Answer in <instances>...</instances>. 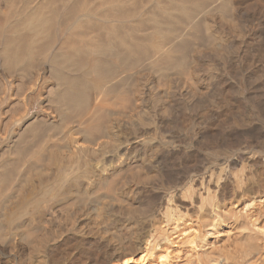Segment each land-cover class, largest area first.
Returning a JSON list of instances; mask_svg holds the SVG:
<instances>
[{
    "label": "bare ground",
    "instance_id": "bare-ground-1",
    "mask_svg": "<svg viewBox=\"0 0 264 264\" xmlns=\"http://www.w3.org/2000/svg\"><path fill=\"white\" fill-rule=\"evenodd\" d=\"M57 2L0 0L1 65L40 56L0 72V185L12 165L18 175L0 209L11 237L0 236V264H56L96 240L105 264H264V0H129L127 12L86 9L96 24L76 17L42 45ZM125 76L130 106L114 92ZM83 83L95 89L83 120L43 142L33 123L19 128L28 92L53 124ZM102 111L107 129L90 138Z\"/></svg>",
    "mask_w": 264,
    "mask_h": 264
},
{
    "label": "rangeland",
    "instance_id": "rangeland-1",
    "mask_svg": "<svg viewBox=\"0 0 264 264\" xmlns=\"http://www.w3.org/2000/svg\"><path fill=\"white\" fill-rule=\"evenodd\" d=\"M60 0H58V2H57V4H59L60 3V5H63V7H60V5L58 6L59 7V13H58V17H56V19H55V21H54V23H53V25H52V31H50V34H49V36L46 38L45 37V39L43 40V44L42 45H47V43H46V41L48 42V44L49 43H54L55 41H59V39L60 38H62V32L60 33V31H62V30H65V28L66 27H69L70 25L72 26V25H74L73 23L74 22H77L76 21V17H78V18H81L80 20L83 22V23H85L84 25L85 26H88V25H91V23H93V24H96L97 23V19L96 18H98V17H92L93 15H88V16H83V14L87 11V10H90V9H92V11H93V9H95V8H98L99 9V11H101L102 10V12H113L114 10H117V12L119 13V10H120V12H121V7H123L122 8V10L123 11H125V9L127 8V10H126V12L127 11H129V10H131V9H129V8H131V4H130V2H129V0H122V2H121V0H119L118 2H116L115 3V5L114 6H112V5H108L107 3H104V4H102V0H88V1H86V0H62V2H59ZM70 2L69 3V6H68V4L66 5L65 3H67V2ZM205 1V0H204ZM61 3H64V4H61ZM82 3V4H81ZM85 3H86V6L87 7H89V8H87L86 6L84 7V5H85ZM97 3V4H96ZM127 3V4H126ZM88 4V5H87ZM82 5V6H81ZM95 5V7L93 8V6ZM97 5H100V7H98ZM129 5V6H128ZM201 5V4H200ZM226 5V6H225ZM120 6V7H119ZM229 6V4H223L222 5V10L223 11H225L226 13H228V12H230L231 11V7H229L228 9L230 10H228L227 9V7ZM102 7V8H101ZM116 7H117V9H116ZM70 8V9H69ZM85 8V9H84ZM10 9V8H9ZM12 9V8H11ZM63 9V10H62ZM68 11H67V10ZM83 9V10H82ZM87 9V10H86ZM114 9V10H113ZM107 10V11H106ZM11 11V10H10ZM76 11V12H75ZM81 13H80V12ZM60 12H62V13H60ZM66 12H68V13H66ZM72 12V13H71ZM74 12V13H73ZM77 12H78V14H77ZM116 12V13H117ZM124 13V12H123ZM75 16V18L73 19V17ZM90 16V17H89ZM84 18V19H83ZM87 21H86V20ZM75 20V21H74ZM63 21V22H62ZM65 21V22H64ZM85 21V22H84ZM96 21V22H95ZM89 22V23H88ZM120 22V21H119ZM122 22V21H121ZM120 22V23H121ZM55 23H57V24H55ZM82 23V24H83ZM88 23V25H86ZM120 23H117V25L119 26V24ZM54 24L57 26V27H54L53 28V26H54ZM66 24V25H65ZM69 24V25H68ZM64 27V28H63ZM199 27V26H198ZM60 28V29H59ZM200 28V27H199ZM201 28H203V27H201ZM200 31H202V29L201 30H197V35H196V40H199V38H200V40H203L202 38L204 37V39H207L208 38V36H207V34L204 32V31H202V32H204V33H202V32H200ZM52 36H54V37H52ZM197 36H199V37H197ZM53 40V41H52ZM199 40V41H200ZM185 51H187V49H185ZM38 53V50H36L35 51V53H34V57H33V59L32 60H29V61H24L23 63H19L18 65H10V67H9V65H7L6 66V64H5V66L2 64L1 65V62H0V72H1V70H3L2 68L4 67L5 69L7 68V69H10L11 68V70L12 69H16V68H18V69H26V70H31L35 65H36V62L37 63H39V54H37ZM185 60L184 61H182L180 64L181 65H179L180 67H184L183 65L185 64ZM186 65V64H185ZM130 78H129V76L127 77V76H125V78H124V80H122V82H120V83H117L116 85H115V91L114 92H116L117 94H121V97H123V96H128V97H130V99H129V101H128V97H126L125 96V100L127 99V101L126 102H128V103H126V105L127 106H130V104H131V93H130V89H128L130 86V83H131V80H129ZM129 81H130V83H129ZM117 85H119L118 87H117ZM83 86L85 87L86 85L83 83ZM88 86H89V90H88ZM87 87H85V88H83V90L81 89V91H82V93H81V95L80 96H83V97H79L78 96V99L77 98H75L76 100H78L77 102H74V101H71L70 103H72V104H68V109H67V111H66V113H65V115L63 116V120L61 121V120H58L57 122H55V123H53V124H50V123H52L51 122V119L49 118V119H47V118H42V119H40V117L39 118H37L36 116V114L38 113L37 111H39L38 110V101H37V90H32V91H30V92H28L27 93V101H28V105H29V107H28V115H26L22 120H21V122L19 123V128H23V126L25 127L26 125H29V123L30 124H32V125H36V126H34L35 127V129L33 130L34 132H35V137H37L38 135V139H35L36 141L38 140V142H43L46 138H48L49 137V135H57V133H60L61 134V132H62V128H64L66 125H68V124H70V123H76V122H79L80 121V118H82L81 120H83V118H84V116H85V113L87 112V110L89 109V107H90V105L91 104H89V103H91V100L92 99H89V98H91L92 96H93V94L94 93H92V94H89L90 92L89 91H91V92H94V88H92V90L90 89L91 88V86L92 85H88ZM124 87V88H123ZM18 89H20V86L18 87V86H15V89H14V93H19L18 92ZM87 89V90H86ZM122 90V91H121ZM125 90H127V91H125ZM128 90H129V92H128ZM123 91H124V93H123ZM21 92V91H20ZM86 92H87V94H86ZM89 92V93H88ZM120 92V93H119ZM126 92V93H125ZM130 93V94H129ZM125 94V95H124ZM129 94V95H128ZM85 95V96H84ZM92 95V96H91ZM29 96V97H28ZM33 96V97H32ZM90 96V97H89ZM17 98H19L16 94L13 96H11L10 98L8 97V98H6V100H5V102H4V104H3V106H2V110H4V111H6L7 110V108H8V106L11 108H8L9 110H7V112H5V114L6 113H8L6 116H5V114L3 115V120L4 121H7L10 117V114H9V112L8 111H10V113H12L11 111H15V110H18L19 108L17 107V105H15V104H17V100L16 99ZM28 98H30L29 100H28ZM33 98V99H32ZM11 100V101H10ZM31 100V101H30ZM34 100V101H33ZM89 100H90V102H89ZM14 101V102H13ZM36 102V103H35ZM13 103L14 104V106H15V108H14V106H13V104L11 105V104ZM10 104V105H9ZM35 104H37V105H35ZM72 105V106H71ZM71 108H70V107ZM36 107V108H35ZM32 111V112H31ZM31 112V113H30ZM99 112H101V111H99ZM103 112V111H102ZM108 114H110L108 111H106ZM106 112H103L102 114H99V115H97V113L94 115V116H96L97 115V117H94V119H92V121H90L89 122V125H87V127H86V129L87 130H85L86 131V133H87V136L88 135H90V138H92V137H94L93 135H95L94 133H96V135L95 136H97V135H99V134H101V133H103L104 131V129H105V131H106V129H107V126H108V123H109V120H110V115L108 116V114H107V116H106ZM36 113V114H35ZM105 113V114H104ZM84 115V116H83ZM28 116V117H27ZM7 117H8V119H7ZM107 117V118H106ZM7 119V120H6ZM79 119V120H78ZM98 119V120H97ZM31 120V121H30ZM100 120V121H99ZM34 121H36V122H34ZM40 121V123H38ZM46 121V122H45ZM48 121H49V123H48ZM102 121V122H101ZM26 122V123H25ZM28 122V123H27ZM36 123V124H35ZM60 126H57V124ZM96 123V124H95ZM48 124L50 125L49 127H48ZM56 124V125H55ZM93 124V125H92ZM39 125H41V126H39ZM47 125V126H46ZM54 125H55V127H54ZM64 125V126H63ZM100 125V126H99ZM22 126V127H21ZM53 126V127H52ZM93 126H95L94 127V129H93ZM41 127V128H40ZM52 127V128H51ZM92 127V128H91ZM52 130H51V129ZM41 129V130H40ZM61 129V130H60ZM50 130H51V132H50ZM61 131V132H60ZM50 132V133H49ZM37 133H39V134H37ZM55 133V134H54ZM60 134H58V135H60ZM46 135H48V136H46ZM92 136V137H91ZM44 137H46V138H44ZM89 137V136H88ZM42 138V141L41 140H39V139H41ZM8 139H10V138H8ZM7 139V140H8ZM9 142V140L8 141H6L5 140V142H3L2 143V147L3 146H5L7 143ZM4 149H5V147H3ZM41 150H43V151H41ZM39 151V150H38ZM37 151V153L39 154V155H37V153H36V155L37 156H39L38 158L36 157V160L38 161V160H40V162L38 161H36V163H38V164H42V163H44L45 161H46V159L45 158H47V156H48V154H47V151L46 150H44V149H40V153ZM42 152H43V154H42ZM10 168H12L11 170H10ZM9 172H8V170L6 169L5 171H4V174L2 175V177H1V179H2V183H1V187H0V209L1 210H3V204H5L6 203V191H5V189L6 190H8L9 188H12L13 186H14V184H15V182H16V180H14V179H17V178H13V180H12V178H10V176L11 177H15V175H17V168H16V166H11V167H9ZM11 172V174L12 175H14V172H15V175L14 176H12L11 174H9ZM13 172V173H12ZM8 175H7V174ZM6 174V175H5ZM5 175V176H4ZM6 176H7V178H6ZM18 176V175H17ZM16 176V177H17ZM5 177V178H4ZM9 178V179H8ZM4 181H5V183H4ZM4 184L6 185V186H4ZM8 188V189H7ZM2 190H4V191H2ZM3 194V195H2ZM2 197H4V199L2 198ZM5 200V201H4ZM2 202V203H1ZM5 202V203H4ZM1 210H0V212H1ZM1 214V213H0ZM30 226H28L27 228H29ZM3 231H5V229L3 228V227H1V224H0V232L2 233V234H6V235H1V233H0V236H2V238H5V239H8L9 241L11 240V237H10V235L8 234V233H6V232H3ZM118 233H122V231L120 230V229H118ZM8 234V235H7ZM25 235H26V233H25ZM100 246V247H99ZM64 249H66V250H60L57 254H56V256H55V263L56 264H92V262H93V264H105V260H103V257H106L107 258V256H106V253L108 252V250H109V248L106 246V243H103V242H99V241H92V242H87L86 244H83L82 246H81V248H78V246H77V244H75V243H73V244H70V245H68V246H66ZM84 250V251H83ZM88 253H90V254H88ZM95 262V263H94Z\"/></svg>",
    "mask_w": 264,
    "mask_h": 264
}]
</instances>
